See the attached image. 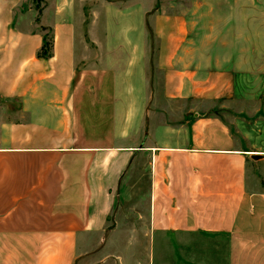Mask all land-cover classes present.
I'll return each instance as SVG.
<instances>
[{"label": "crops", "instance_id": "0c3cea01", "mask_svg": "<svg viewBox=\"0 0 264 264\" xmlns=\"http://www.w3.org/2000/svg\"><path fill=\"white\" fill-rule=\"evenodd\" d=\"M211 3L204 50L179 1L0 0V264H264V0Z\"/></svg>", "mask_w": 264, "mask_h": 264}, {"label": "rangeland", "instance_id": "374dc122", "mask_svg": "<svg viewBox=\"0 0 264 264\" xmlns=\"http://www.w3.org/2000/svg\"><path fill=\"white\" fill-rule=\"evenodd\" d=\"M159 1V0H158ZM163 1V0H160ZM173 2H181L185 5L186 11L191 13L189 16L190 21H192V25L196 23L197 31L201 32V45L204 50H208L210 47L211 40L209 38L210 35V27H211V2L218 4V13L215 14L219 17V19H225V3L226 0H170ZM221 9V10H220ZM222 15V16H221ZM225 28L218 31H222L223 33ZM220 34V33H219ZM150 42L152 43V47H156L154 37L150 38ZM220 42V41H219ZM250 85H241L237 89V95L239 98H243V100L248 105H264V74H261L259 80H253L250 77ZM181 105V101L177 102ZM177 103H174L177 105ZM259 115L264 114L263 111L258 112ZM264 117V116H262ZM260 122V123H259ZM259 126L264 127V121L259 120L257 122ZM255 138H257L255 136ZM147 175L148 168L146 164V158L144 156H140L137 158V161L132 166H129L124 174L123 182L121 184L122 191L121 195L116 201L115 207L113 209L112 214L109 217L107 224V233L112 229L117 228L121 234V239L128 240L129 232L134 227L137 228L136 225H140V223H144L146 220V212H147V200H146V191H147ZM138 229V228H137ZM104 237V239H106ZM98 247L91 248L90 253H95L98 251Z\"/></svg>", "mask_w": 264, "mask_h": 264}, {"label": "trees", "instance_id": "16d2710c", "mask_svg": "<svg viewBox=\"0 0 264 264\" xmlns=\"http://www.w3.org/2000/svg\"><path fill=\"white\" fill-rule=\"evenodd\" d=\"M46 43H48V42H46ZM42 54H43V55H48L49 52H47L46 50H44V51L42 52Z\"/></svg>", "mask_w": 264, "mask_h": 264}]
</instances>
